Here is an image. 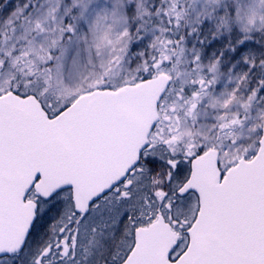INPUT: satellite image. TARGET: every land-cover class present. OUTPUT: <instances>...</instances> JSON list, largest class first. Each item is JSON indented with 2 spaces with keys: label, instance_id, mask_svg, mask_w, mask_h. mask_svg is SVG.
<instances>
[{
  "label": "snow or ice",
  "instance_id": "obj_1",
  "mask_svg": "<svg viewBox=\"0 0 264 264\" xmlns=\"http://www.w3.org/2000/svg\"><path fill=\"white\" fill-rule=\"evenodd\" d=\"M0 264H264V0H0Z\"/></svg>",
  "mask_w": 264,
  "mask_h": 264
}]
</instances>
